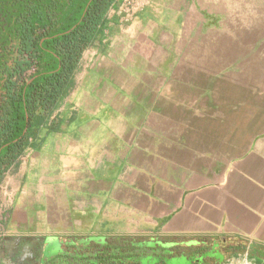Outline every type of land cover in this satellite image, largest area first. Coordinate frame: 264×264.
Wrapping results in <instances>:
<instances>
[{
    "label": "crops",
    "instance_id": "crops-1",
    "mask_svg": "<svg viewBox=\"0 0 264 264\" xmlns=\"http://www.w3.org/2000/svg\"><path fill=\"white\" fill-rule=\"evenodd\" d=\"M139 1L110 9L59 130L1 181L3 228L140 236L173 248L165 264H264V0L230 26L187 0Z\"/></svg>",
    "mask_w": 264,
    "mask_h": 264
},
{
    "label": "trees",
    "instance_id": "trees-1",
    "mask_svg": "<svg viewBox=\"0 0 264 264\" xmlns=\"http://www.w3.org/2000/svg\"><path fill=\"white\" fill-rule=\"evenodd\" d=\"M117 1L0 0V183L27 148L59 130L51 116ZM133 242L115 239V258Z\"/></svg>",
    "mask_w": 264,
    "mask_h": 264
},
{
    "label": "flooded vegetation",
    "instance_id": "flooded-vegetation-1",
    "mask_svg": "<svg viewBox=\"0 0 264 264\" xmlns=\"http://www.w3.org/2000/svg\"><path fill=\"white\" fill-rule=\"evenodd\" d=\"M187 1L194 5L196 2ZM10 207V201L1 204L0 226ZM39 232L41 230L19 231L10 234L7 239L0 235V264H143L142 260L145 258L155 260V264H164L161 260L169 258L173 250L172 247L160 248L152 240L147 241L144 237L136 236L133 242L134 249L130 253L119 252L120 259H117L113 241L125 237L115 238L106 233L76 234L73 229L53 235ZM48 239L57 241L60 252L55 257L46 259L43 254Z\"/></svg>",
    "mask_w": 264,
    "mask_h": 264
},
{
    "label": "rangeland",
    "instance_id": "rangeland-1",
    "mask_svg": "<svg viewBox=\"0 0 264 264\" xmlns=\"http://www.w3.org/2000/svg\"><path fill=\"white\" fill-rule=\"evenodd\" d=\"M139 3H140L139 0H125L124 9L126 11V14H128V11H130L131 13L135 9L137 11L139 9L137 8ZM249 5H250V0H196L195 8H194V15L198 16L199 18H203L205 20H209V19L212 20L210 24L213 26H217L218 23H220V25L230 26V25H233L234 17L235 15H237V12L242 11L243 13L244 12L247 14L249 13ZM184 12L185 10L183 11V14ZM181 30H183L182 27H181ZM184 34L185 33H183V35ZM54 217L55 219H57V216H54ZM64 219H65V216H64ZM3 222L1 223V226H0V235L4 239L5 238L7 239L10 234H13L16 232L5 230V228H3ZM66 225L68 226L69 224L67 223ZM43 233H50L53 235L54 233L61 234L63 232H57L54 230H50V231H43ZM93 242L97 243L95 241ZM59 252L60 250H59L57 241L55 239H48L46 242L45 249H44L43 257L46 259L53 258L56 255H58ZM142 262L143 264H155L156 263L155 260L150 259V258H145L142 260Z\"/></svg>",
    "mask_w": 264,
    "mask_h": 264
},
{
    "label": "water",
    "instance_id": "water-1",
    "mask_svg": "<svg viewBox=\"0 0 264 264\" xmlns=\"http://www.w3.org/2000/svg\"><path fill=\"white\" fill-rule=\"evenodd\" d=\"M166 264H185L184 260H171L170 262H166Z\"/></svg>",
    "mask_w": 264,
    "mask_h": 264
}]
</instances>
